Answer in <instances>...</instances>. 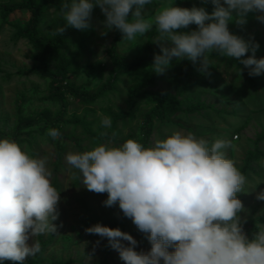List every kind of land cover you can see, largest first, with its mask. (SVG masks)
<instances>
[{"label": "clouds", "instance_id": "9594fccd", "mask_svg": "<svg viewBox=\"0 0 264 264\" xmlns=\"http://www.w3.org/2000/svg\"><path fill=\"white\" fill-rule=\"evenodd\" d=\"M201 2L211 3L212 12L169 0L149 20L145 6L152 0H71L60 8L65 26L56 27L53 34L63 35L66 27H94L92 14L98 6L105 16L100 23L107 29L102 35L115 28L122 39L133 41L155 26L154 43L161 54L154 55L150 66L157 75L166 73L173 58L193 63L199 59L206 71L209 53L234 58L249 76L264 73V57L256 58L260 45L229 30L230 22L245 25L250 12L264 13V0ZM256 18L264 22V15ZM190 25L196 29L179 31ZM111 124L110 117H102V127ZM47 135L55 140L61 133L49 129ZM230 147L232 142L224 138L210 142L173 131L148 147L129 138L119 145L67 153L73 177L89 192L106 193L103 205H118L124 217L146 234L151 247L137 251L138 241L131 234L100 223L85 228V233L106 238L107 247L118 252L124 264H264V226L251 238L244 230L240 214L245 209L238 194L245 191L247 178L227 157ZM47 164V158L30 155L17 141L0 139V264H25L41 250L36 237L59 234L54 221L60 215L61 196ZM257 199L264 201V191Z\"/></svg>", "mask_w": 264, "mask_h": 264}, {"label": "rangeland", "instance_id": "374dc122", "mask_svg": "<svg viewBox=\"0 0 264 264\" xmlns=\"http://www.w3.org/2000/svg\"><path fill=\"white\" fill-rule=\"evenodd\" d=\"M20 1L0 0V135H12L20 117H37L42 114L57 117L61 106L54 92L59 85L72 87L89 95L106 90L93 101L63 92L68 107L61 122L54 127L42 123L25 131L24 136L17 141L30 155L47 158V166L52 172L57 161L56 151L62 150L64 191L58 204L60 215L54 221L59 226V234L41 235L52 244L44 255L47 264H124L118 252L107 247L106 238L86 234L84 231L99 222L118 220L124 216L123 213L118 205H103L102 202L107 199L106 193L89 192L82 184L75 187V170L67 165L65 156L69 152L90 150L94 147L95 138L92 136H98L100 144L119 145L129 138L143 143L149 121L152 123V135L148 146L157 139H164L173 131L192 133L197 138H205L210 142L216 138L230 140L232 147L226 150L227 157L235 162L247 178L245 191L238 194L245 209L240 214L242 221H245L243 224L260 220L257 225L264 226V201L257 199V195L264 191V73L249 76L248 69L234 58L209 53L210 67L206 71L201 70L198 59L193 63L194 70L183 72L184 75L181 74L182 71L181 75L178 74L183 76L182 80L177 78L176 72L168 69L161 81L152 88L157 92H170L180 100L183 109L201 103L208 107L207 110L193 114L178 112L162 119L153 114L155 104L145 100L139 107L136 106L135 115L123 119L137 105L131 97L137 83L133 77L118 76L120 66L117 61L132 64L145 58L151 36L157 32L155 26L133 41L122 39L123 34L115 28L109 30L107 35H102V31H107L100 23L105 16L97 6L92 14L94 27L87 30L66 27L63 33L65 35L69 32L70 41L65 47L68 66L66 62L62 66L58 59H49L46 74L39 62L46 48L37 47L26 38L16 37L19 30H26L32 23L33 13L20 10L6 15L1 10L4 6ZM168 2L169 0H152L151 4L145 6V18L152 20L157 10ZM171 2L180 7H204L209 13L214 7L201 0ZM46 7L40 35L49 40L56 37L53 30L59 26L64 27L66 22L61 19L60 10L53 4L49 3ZM258 15L264 13H248L247 23L243 26H238L235 22L229 23V30L233 34L246 40L247 34L249 39H254L260 45L256 52L257 59L264 57V22L257 20ZM247 55L251 53L244 58ZM173 61L188 59L173 58ZM180 66L189 65L183 62L174 69L179 72ZM197 68L200 71L197 72ZM239 69H243L241 74ZM54 77L57 78V83L54 82ZM191 83L197 86L188 88ZM104 116L111 118L110 128L101 126ZM82 123L91 128L89 135L85 133ZM47 127L58 129L61 136L53 140L47 135ZM113 133L116 135L113 136ZM249 153L256 158L248 162ZM124 224L129 230L139 231L129 218L124 217ZM246 233L251 238L252 234ZM132 236L138 241L137 251L150 250L137 236ZM39 238L40 236L35 239ZM96 241H100L98 246ZM31 243L32 239L29 240V244ZM38 254L39 252L31 259H35Z\"/></svg>", "mask_w": 264, "mask_h": 264}, {"label": "trees", "instance_id": "16d2710c", "mask_svg": "<svg viewBox=\"0 0 264 264\" xmlns=\"http://www.w3.org/2000/svg\"><path fill=\"white\" fill-rule=\"evenodd\" d=\"M53 4L56 8L60 10L61 6L64 3H71V1L68 0H21L19 3H15L9 6H4L1 8L2 11H5L6 15H10L14 12L20 11V10H29L33 13V21L32 23L26 28V30L21 31L19 30L16 33L17 38H26L28 41H30L32 44H34L37 47H44L46 48V51L42 54V56L39 59L40 62V67L42 70L47 71L46 64H48L49 59L55 58V60H60L62 62V66H65V47L66 44L68 43L69 40V32L66 33L65 35H56L53 39H45L40 35V29H41V23L43 21V16L46 12V5L47 4ZM196 26L195 25H190L188 30H195ZM158 33L155 32L151 36L150 42L148 44L147 48V55L145 58L141 59L140 61L134 62L132 64H126L121 61H117V64L120 66V71L118 72V76H130L133 77L135 82L137 83V86L135 87L134 91L131 93V97L134 100V103L137 104L133 106V108L128 111L122 118H126L127 116H132L135 115V111L137 109L136 106L139 107V104L142 101H149L155 104V109L153 111V114L156 116H159L162 119H166L169 116H172L175 113L181 112V113H187V114H193L195 112H200L207 110L208 107L201 103H197L196 105H191L187 109H183L182 104L180 100L173 96L170 92H157L152 90L156 84L161 81L162 76L164 75H157L153 73V69L150 66L153 63L154 55L156 54H161L160 52V46L155 42L157 38ZM246 38L249 39V36L246 34ZM116 42H118V38L116 39ZM187 63L189 66H180V71L175 70V66L177 64L181 63ZM66 65L68 66V63L66 62ZM169 69H172L171 71L176 72L177 78L179 80H182L183 76H179L178 74L181 73L184 75V73H188V71L194 70V65L192 61H180L176 62L173 61L171 62V66ZM174 69V70H173ZM45 71V73H46ZM169 71V70H167ZM166 71V73H167ZM200 71V68H197V72ZM184 72V73H183ZM165 73V74H166ZM47 74V73H46ZM180 74V75H181ZM57 78L54 77V82L57 83ZM197 86V84H190L187 87L191 88ZM63 89V90H62ZM67 91V93H70L74 96L77 97H83L89 101H93L102 96L101 94L106 91L105 89H102L99 94L96 95H89L87 93H83L75 88H66L63 85H59L56 91L54 92L55 96L58 99V102L60 103L61 106V111L59 115L55 118H51V116L47 114H42L37 117H20L18 120V123L15 127V131L12 135H9L7 133H1L0 137L2 138H10L15 141H19L25 134V131L29 129H33L37 126H39L42 123H46L50 126H56L61 120L63 119V116L66 112V109L68 107L67 100L64 97V93ZM148 127L145 129L144 133V139H143V144L145 147H148L149 141L151 139L152 135V123L149 121ZM84 127V131L86 134H90L91 128H89L86 124L82 123L81 124ZM58 126H61L60 124ZM50 128L47 127L46 131L48 132ZM95 138L94 140V145H99L100 144V139L98 136H92ZM56 158L57 161L54 165L53 169V176H52V184L58 191H60V195L63 194L64 191V184L62 182V174H63V164H62V150L56 151ZM256 156L252 153H249L247 161H252L255 159ZM74 185L75 187L81 186V180L79 178H75L74 180ZM239 198V196H238ZM260 220L256 221H251L243 224L245 232L248 233H253L254 231L259 229V226L257 225ZM102 225L111 227V228H120L122 231L128 232L131 235H135L138 237L139 240H141L147 247H151L150 243L146 239V234L141 233L140 231L136 230H129L125 227L124 224V216H122L118 220H112V221H104V222H99ZM40 241V252L39 254L35 257V259H31V257L25 261V264H47L46 261L44 260V255L47 252L48 248L52 245L50 241H46L43 236H40L39 238ZM173 249H169V251H172ZM4 264H12L10 261H5ZM52 264H63L60 262H54Z\"/></svg>", "mask_w": 264, "mask_h": 264}]
</instances>
